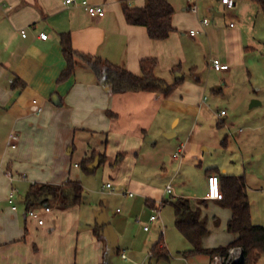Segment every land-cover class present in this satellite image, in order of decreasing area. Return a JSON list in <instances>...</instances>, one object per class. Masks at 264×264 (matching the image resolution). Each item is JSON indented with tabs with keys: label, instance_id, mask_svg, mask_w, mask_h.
<instances>
[{
	"label": "crops",
	"instance_id": "crops-1",
	"mask_svg": "<svg viewBox=\"0 0 264 264\" xmlns=\"http://www.w3.org/2000/svg\"><path fill=\"white\" fill-rule=\"evenodd\" d=\"M103 1L105 15L93 17L82 6H67L60 0H0V264H101L104 252L112 249L108 218L103 215L101 220L98 217L84 226L82 201L67 209L52 207L43 215L41 225L27 216L24 198L29 187L35 183L60 185L68 179L83 184L86 173L80 162L95 150L105 153L103 165H109V175L114 176L116 183L126 181L131 192L137 191L145 203L151 200L154 211L168 198L166 188L157 190L143 180H134V169L140 166L148 170L160 164L168 174L173 172L174 161L179 158L176 155L172 160L167 158L166 147L172 143V138L167 136L169 115L177 117V124L182 118L186 119L189 138L187 144L180 143L184 148L187 149L195 136L201 135L203 119L207 118L203 101L195 103L174 94L166 98L149 92L115 94L82 59H78L74 73L67 80L58 82L67 66L61 33L71 34L76 51L101 57L135 74L141 73L143 58L158 59L156 73L160 65L171 68L176 66L178 58L181 61L187 58L184 37L195 30L194 25L208 37L212 46L217 45L220 38L218 27L201 25V20L207 17L199 16V6L194 13L188 0V5L186 0H168L175 10L174 31L162 40L151 39L145 26L129 24L125 18L122 1L142 7L146 0ZM217 5L225 10L235 8L228 9L222 0H218ZM231 27L235 28V24ZM23 29L26 36L22 34ZM41 32H46L48 37L42 39ZM228 32L231 40L225 56L228 60L223 63H241L250 46L240 29ZM39 107H42L41 112H38ZM221 112L217 115L223 125L222 116L226 112L220 116ZM12 133L19 135L16 147H12ZM236 136L233 141L228 134L223 137L217 133L218 147L225 150V156L221 153V159L207 162L206 177L211 173L245 175L237 173L241 170L239 164L233 167L232 157L227 153L234 142L241 141L242 136ZM180 145L176 146V152ZM158 150L156 157L154 153L158 154ZM120 153L124 158L113 166ZM185 154L178 166L191 172L194 165L187 161ZM159 157L160 162H157ZM192 157L195 160L197 155ZM176 175L177 172L173 177ZM13 188L17 189V197L11 203L9 194ZM103 189L108 188L104 185ZM173 190L172 196L188 197L194 207H201L209 223L223 222L227 226L231 210L219 200L207 199V191L203 195L176 196L174 187ZM202 199L205 202L201 203ZM14 204L17 209H13ZM96 222L107 224L104 241L94 234ZM153 222H161V219ZM234 249L239 251V259L241 250ZM117 251L121 252L120 248ZM123 253L126 254L122 251L121 257Z\"/></svg>",
	"mask_w": 264,
	"mask_h": 264
},
{
	"label": "rangeland",
	"instance_id": "rangeland-1",
	"mask_svg": "<svg viewBox=\"0 0 264 264\" xmlns=\"http://www.w3.org/2000/svg\"><path fill=\"white\" fill-rule=\"evenodd\" d=\"M217 2L218 0H198L199 16L207 17L212 26L221 30L217 45L212 46L203 33L198 32L192 37L189 31L184 37L187 58L183 61L178 58L175 62L176 66L181 65V72L176 73L172 71L173 67L160 65L156 73L170 84L175 83L178 76H181L180 83L172 92L175 97L189 98L195 103L203 101L207 118L203 119L201 135L195 136L187 149H183L179 160L174 161L176 165L171 174L161 169L160 164H155L148 170L136 167L132 178L143 180L157 190H164L171 183L176 196L203 195L207 191V162L211 159H221V153L225 152L223 148L218 147L220 142L217 140V133L223 137L228 134L233 141L236 135L242 136L241 141L234 142L227 153L232 157L233 167L239 164L241 170L237 173L246 175L253 223L264 225V15L261 7L252 0H236L233 10H225L218 6ZM186 4L188 5L187 0ZM195 18L198 22L196 15ZM231 22L235 24V28L230 26ZM192 27L198 29L197 25ZM234 29L241 30L250 48L247 49L243 62H234L229 64L230 69L217 71L213 68L211 60H228L225 58L231 41L228 31ZM199 38L203 41L198 42ZM222 110L226 112V115L222 116L225 122L223 125L219 123L217 115ZM187 129L186 119L182 118L181 123L177 124V117L169 115L167 136L172 138V143L166 147L169 160L174 159L176 146L182 141L186 143L189 138ZM184 152L187 161L194 165L191 172L185 168L181 170L178 166ZM194 154L197 155L195 160L192 157ZM154 155L158 157L159 150L158 154ZM159 159L161 158L159 157L157 162H160ZM144 161L145 157L141 163ZM108 166L101 165L94 173H86L81 204L84 226L98 217L101 220L103 215L111 222L112 249L111 252L106 250L107 264L212 263L206 254L185 256V252L191 250L193 245L175 226V212L171 205L159 209L161 222L149 223V217L155 213L153 208L146 205L145 199L143 200L137 191L132 190L133 195H129L131 189L126 181L122 184L116 183L114 176L109 175ZM175 171L177 175L173 177ZM108 181L112 183L113 188L103 189ZM171 196L172 194L166 192V197ZM19 207L23 211L22 204ZM52 207L57 206L54 204ZM222 223H209L208 219L210 232L201 241L204 248L226 245L233 239L234 235L229 233L227 226ZM144 225H149L150 230H145ZM162 235L168 255L152 256L151 247ZM118 248L121 252H126L127 259L121 257ZM238 256L237 249L231 250L229 258L222 259V262L225 260L230 264V259L235 260ZM256 264H264V252Z\"/></svg>",
	"mask_w": 264,
	"mask_h": 264
},
{
	"label": "trees",
	"instance_id": "trees-1",
	"mask_svg": "<svg viewBox=\"0 0 264 264\" xmlns=\"http://www.w3.org/2000/svg\"><path fill=\"white\" fill-rule=\"evenodd\" d=\"M257 3L264 15V0H252ZM122 10L129 24L142 25L147 28L151 39L162 40L170 36L174 31L172 24L175 13L173 5L168 0H146L142 7L130 6L122 1ZM60 42L63 54L67 62L58 82L67 80L75 71L78 59L84 60L97 76L115 94L127 92H149L169 97L182 78H178L173 84L156 75L158 59L155 57L143 58L140 61V74H135L127 68L114 64L98 56L83 54L76 51L72 45L69 32L60 34ZM181 65L174 66L173 72L180 73ZM24 85V83H22ZM124 154L117 155L114 164L119 163ZM106 162L105 153L93 151L89 157H85L80 166L87 173H94L96 168ZM224 198L219 200L224 207L231 210V218L227 222V231L234 235V239L226 245L212 248H204L201 245L202 238L209 234L208 219L203 215L201 207H194L193 201L188 197H170L162 200L158 209L165 205H171L175 212V226L181 234L193 245V248L185 252V256L206 254L211 257L222 255L228 257L230 250L240 248L242 259L234 264H256L264 252V225L254 224L251 213V203L248 194V186L245 175L218 174ZM85 188L81 181L68 179L60 185L50 183H35L29 187L24 202L26 210L43 206L52 207L54 204L59 209H67L79 205L83 201ZM205 202L204 199L200 200ZM146 203L155 207L151 200ZM95 236L104 241L107 233V224L96 222L93 226ZM151 254L155 257L168 255V250L163 241V235L152 246ZM107 252H104L103 262L106 263Z\"/></svg>",
	"mask_w": 264,
	"mask_h": 264
},
{
	"label": "built area",
	"instance_id": "built-area-1",
	"mask_svg": "<svg viewBox=\"0 0 264 264\" xmlns=\"http://www.w3.org/2000/svg\"><path fill=\"white\" fill-rule=\"evenodd\" d=\"M64 5H80L82 6L91 16L93 17H103L105 15V3L103 0H96V1H91V0H60ZM191 4L190 9L194 12L197 13L198 12V0H188ZM222 3L228 8V9H232L235 7L236 2L235 0H222ZM210 24V21L208 18H203L201 20V25L202 26H208ZM230 26H234V23H231ZM198 32V30H191L190 34L191 36H195ZM22 34L23 36H26V30L23 29L22 30ZM40 37L42 39H46L48 37V34L46 32H41ZM211 63L213 65V68L217 71H223V70H228L229 69V64L227 63H223L221 62L219 59L215 58L211 60ZM42 107L38 108V112H41ZM225 111H222L220 116L224 115ZM10 139L12 142V147H16L17 146V141L19 140V135L17 133H12L10 135ZM184 149V146H180V148L178 149V151L176 152V157H180V155L182 154ZM8 175L10 177H12L13 179V175L11 174V172H8ZM106 188L111 189L113 187L112 183L108 182L105 185ZM166 192L169 194H172L174 192L173 190V186L172 184H168L166 187ZM129 195H133L132 192L129 193ZM17 197V189L13 188L12 191L9 194V201L11 203L15 202V199ZM206 198L210 199V200H222L224 198V193L222 190V186H221V181L220 178L217 174L215 173H211L207 176V194H206ZM159 207V206H158ZM158 207L155 208L154 210V214H152L149 217V223L156 221L160 218L159 216V209ZM13 209H17V205L14 204L13 205ZM52 210V207L50 206H43V207H38V208H30L27 210V216L29 218L32 219H36L38 221L39 224H43L44 220H43V215L46 213H49ZM157 212V213H156ZM145 230H148L150 227L149 225H146ZM234 250V249H231ZM230 250V251H231ZM241 253V252H240ZM230 256V253L228 255V257H224L222 255H215L212 259H211V264H227L226 263V259H228ZM122 257L124 259L127 258V255L125 253L122 254ZM222 259H225L222 262ZM242 256H240V258H236L235 260L230 259V264H234V263H239V261H241Z\"/></svg>",
	"mask_w": 264,
	"mask_h": 264
}]
</instances>
